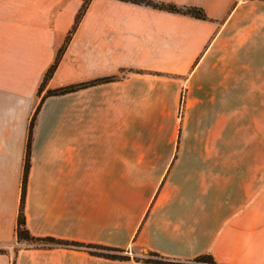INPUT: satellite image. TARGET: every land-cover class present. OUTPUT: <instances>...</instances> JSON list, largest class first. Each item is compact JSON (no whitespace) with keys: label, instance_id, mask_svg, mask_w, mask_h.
Returning <instances> with one entry per match:
<instances>
[{"label":"crops","instance_id":"1","mask_svg":"<svg viewBox=\"0 0 264 264\" xmlns=\"http://www.w3.org/2000/svg\"><path fill=\"white\" fill-rule=\"evenodd\" d=\"M154 1L208 18L91 0L74 29L84 0H0V264H153L18 239L39 106L33 235L264 264V0Z\"/></svg>","mask_w":264,"mask_h":264},{"label":"trees","instance_id":"2","mask_svg":"<svg viewBox=\"0 0 264 264\" xmlns=\"http://www.w3.org/2000/svg\"><path fill=\"white\" fill-rule=\"evenodd\" d=\"M126 2H132L140 5L151 6L158 9H163L171 12L182 13L186 15H190L193 17L207 19L208 16L205 10L199 6H178L173 3H165V2H157L154 0H122ZM91 0H84V3L77 15L76 18V26L78 25L81 18L84 16L86 9L89 7ZM73 31L68 35L66 43L60 48L57 58L54 64L51 66L49 71L45 76V80L40 89H43L47 81L52 77L54 74L62 55L71 39ZM142 73V72H140ZM118 78L116 76L104 77L99 78L89 82H83L79 84H72L65 87L57 88V89H50L47 91V95H59L68 92H73L82 88H87L92 85L106 83L115 81ZM38 107L37 111L35 112L29 127V135H28V144L26 149V156H25V163H24V174L22 180V196H21V203H20V210L17 220V227L16 233L17 237L20 241H26L30 246L33 247H63V248H70L76 250H84L88 251L92 255L113 259V260H131L135 259L136 261L144 262V263H153V264H220L218 263L214 256L210 253L199 255L191 260H180L176 258L167 257L159 252L146 250L143 249V257L132 255L131 250L127 248L121 247H114L102 244H93V243H82L70 240H62L57 239L51 236L48 237H37L33 235L26 225V215H25V199H26V192H27V184H28V177H29V170H30V158H31V151H32V138H33V129L35 126L36 116L38 111L40 110ZM136 243V239L134 240ZM4 250L0 249V253Z\"/></svg>","mask_w":264,"mask_h":264},{"label":"rangeland","instance_id":"3","mask_svg":"<svg viewBox=\"0 0 264 264\" xmlns=\"http://www.w3.org/2000/svg\"><path fill=\"white\" fill-rule=\"evenodd\" d=\"M135 251L136 252H139V255L138 256H140V257H143V252L141 251V250H139L138 248H136V249H133V252L135 253ZM131 253H132V251H131Z\"/></svg>","mask_w":264,"mask_h":264}]
</instances>
